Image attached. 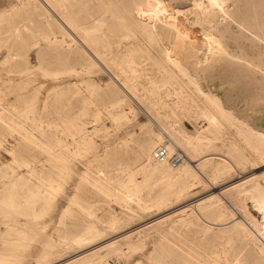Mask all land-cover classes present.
I'll return each instance as SVG.
<instances>
[{
    "label": "rangeland",
    "instance_id": "1",
    "mask_svg": "<svg viewBox=\"0 0 264 264\" xmlns=\"http://www.w3.org/2000/svg\"><path fill=\"white\" fill-rule=\"evenodd\" d=\"M68 1L69 7L81 16L85 23L94 26L99 34L100 48L112 58L115 66H119L128 58H134L142 64L143 79L146 83L140 85L142 93L146 96L145 99L139 100L140 103L143 102L142 105L140 106L136 99L124 96L120 98L123 92L113 81V70L103 68L98 63L90 64L89 59H82V63L71 61L68 56L78 55V51L50 46L43 37L49 33L50 25L39 14L38 8L27 3L28 0H0V110L17 122L28 127L34 126V131L41 139L49 143L57 139L71 141L72 135L77 134L75 131L80 126L87 125L91 128L85 141L69 143L75 164L63 182L70 194L78 192L83 198L92 199L93 207L99 214L108 204L103 197L97 195L89 182L80 178L81 170L88 169L93 174L109 177L116 184L126 183L128 174L137 168L134 156L141 153L144 146L152 147L157 137L166 139L167 135L163 133L166 125L183 124L189 130H194L198 124H207L206 120H195L192 115V112H195L194 102L204 97L197 91V85L200 84L220 97H223L225 91L233 96L229 104L225 103L227 113L221 117L219 128L212 126V137L205 139L203 143L204 152L209 153L212 162L204 167L196 164L198 167L194 170L197 175L187 173L185 178L180 180L181 183L189 184L185 192L179 197L170 193L167 202L160 207L154 202L159 198L160 185L164 180L154 175L152 178L148 177V182L155 178L154 186L147 185L143 190V199L149 206L138 220L122 216L119 229L136 225L161 210L164 212L170 205L175 207L188 203L184 206L185 212L182 214L178 211L180 209H175L167 214L170 217H160L161 223L157 225H148L147 222L128 230L126 233L130 234L131 239L129 244L123 241L122 235L118 237L121 240L119 247L126 244L121 248L123 250L120 254L112 247L102 250L106 252L107 261L111 264H151L152 260L163 264H200L196 259L187 256V248L191 246L203 257H217L226 264L232 259H239L240 264H264V235L259 234L261 238L258 235L250 238L242 228L234 226L237 219L247 225H251L249 219L254 217L258 221H264V213L255 204V197L264 199V175L259 173L264 169V164L255 166L254 163L264 152V139H261L264 138V97L261 96L264 89L259 88L258 83L250 84L244 80L240 85L239 79L218 70H212L208 75L194 74L186 69L185 71L181 55L171 48L169 39L159 35L158 28L154 27L149 31V28L144 29L134 24L131 16H139L140 12L145 10L147 2H143L139 7L137 2L133 3L132 0ZM159 1L156 0V4L163 5ZM24 2L25 4L21 5ZM255 11L257 13L255 12V16L248 23L253 29L258 28L257 30L264 34V30L259 29L264 25V0H259ZM121 14L129 20L125 26L121 23ZM170 34L173 42L181 43L182 40H187V45L192 49L191 53L196 48L190 37L181 35L179 38L173 30ZM193 59L195 58H190V61ZM73 65L81 69H72ZM9 77L15 79L9 82ZM150 79H154L157 84H151ZM48 93H51L50 97L44 102ZM188 94L194 99H190ZM207 102L217 110L211 101ZM144 105H147L145 108L150 112L163 114L169 111L168 115H164L166 121L159 124L151 119L142 107ZM97 115L98 123L94 122ZM0 143V218H6L3 217L5 215L22 219L29 217L27 212L41 209L46 200L43 198L44 201L39 202L40 196L33 181L10 172L6 162L15 154L29 159L48 175L56 174L58 167L53 165L44 151L1 119ZM176 145L174 149H182ZM182 152L184 153V150ZM223 154L230 156L229 159L235 163L229 162L230 165L225 169L217 171L214 162L221 163ZM117 156L122 157L125 164H121ZM196 162L197 160H193V163ZM19 167L24 169V166ZM241 169L244 170L243 174H252L242 178L246 186L244 190L238 191L231 188L230 184L223 186L229 176ZM142 177H145V173ZM207 191L210 192L206 194ZM204 193V197H213L206 198L201 205L191 201ZM65 199V196L58 195V204L50 206L44 214L32 219L33 230H36L32 238H36L35 241L24 243V248L21 246L22 248L17 249V252L28 254L26 257L25 253H19L21 257L18 258L17 264H52L57 258L66 255L67 252L58 254L57 251L56 255L50 257L51 260L44 263L38 262L37 259L41 239L51 237L58 240L61 224L59 209ZM180 213L182 217L178 216ZM64 221L70 225L74 220L72 215H66ZM78 221L80 226H73L80 230L84 221L78 219L76 222ZM252 227L250 228L255 231ZM115 232L111 231L107 237L120 231ZM99 246L87 249L74 257ZM29 251L30 253H27ZM88 256L84 262L92 264L95 258L93 255ZM74 257L68 260H73ZM63 261L58 264H64Z\"/></svg>",
    "mask_w": 264,
    "mask_h": 264
},
{
    "label": "bare ground",
    "instance_id": "2",
    "mask_svg": "<svg viewBox=\"0 0 264 264\" xmlns=\"http://www.w3.org/2000/svg\"><path fill=\"white\" fill-rule=\"evenodd\" d=\"M135 1L139 7H141L143 2H147V6H145L144 11L140 12L139 16L138 14L131 16L134 24L136 23L137 26L144 29L149 28V31H152L154 27L158 28L160 32L159 35L169 39L172 44L171 48L175 49L176 53L181 55L184 70L186 69L188 72L192 71L194 74L198 73L200 75H208V72L211 73L212 70H218L219 72L229 73L232 77L237 78V80L239 79L238 83L240 85L243 84L244 80L250 84L258 83L260 86L259 88L264 89V34H261V32L257 30L258 28L253 29L248 23V21L255 16V12L257 13L255 10L259 5V0H160L163 5L156 4V0H132L133 3ZM25 2L21 5H24ZM27 3L38 8L39 14L42 15L43 19L50 25L49 33L43 36L50 46L66 48L68 51H78V55L68 56L71 61L82 63V59H89L90 64L98 63L102 65L103 68L113 70V72H115V74L113 73V81L117 83L123 92L120 98L124 96L132 98L133 100L136 99L138 103H140L139 100L146 98L140 87V85L146 84L143 79L144 69L142 64L134 58H128L119 66H115L112 62V58L100 48L101 45H99L98 40L99 34L95 31L94 26L85 23L81 16L76 14L74 10L69 7L68 0H28ZM120 20L124 26L129 22L124 14H121ZM259 29L264 30V25H261ZM171 30L177 32L179 38L182 35L183 37H190L191 41L195 42L196 48L192 51L193 54L190 52L192 49H190L189 44L187 45L186 43L187 40H182L181 43L173 42L172 35L170 34ZM190 58L195 59L190 61ZM38 65H40V63H38ZM72 69L78 70L81 69V67L79 68L77 65H73ZM26 72H28V70ZM26 72H23V74H26ZM13 79L15 78H8L9 82ZM149 82L151 84L156 83L154 79H150ZM197 91L204 97L200 98V101L194 102L193 109L195 112L193 111L192 115L195 120H199V118L203 121L206 120L207 124H198L194 127V130H189L183 124L175 126L166 125L165 128H163V133L167 135L166 139H163L161 136L157 137L153 141L152 147L144 146L142 152L134 156L137 168L128 174L126 183L116 184L109 177L93 174L92 171L88 169L79 172L80 178L89 182L97 195L103 197L108 204L101 214L93 207L94 201L92 199L83 198L78 192L70 194L67 186H65L63 182L66 174L68 175L71 173L75 164L74 155L70 152L69 143H76L81 140L85 141L88 138L91 128L89 129L87 125L80 126L77 131H75L77 134L72 135L71 141L69 139L66 141L57 139L49 143L41 139L34 131V126L28 127L24 123L17 122L0 110V119L3 123L13 126L22 136L38 146L41 151H44L53 162V165L58 167L56 174L48 175L43 172L42 168L38 167L29 159L21 158L15 154L6 162L10 167V172L33 181L37 187V193L40 196L39 202H43L44 198L46 204L39 210L27 212L30 214L29 217L27 216L23 219L9 215L3 216L6 218H0V223H2L0 224V262L3 264H17L18 258L21 257L19 253H21V255L25 253L26 255V252H17V249H20L21 246L24 248V243L31 242L30 240L36 238H32L36 233L35 228V232L33 230L32 219L44 214V211H47L46 209L50 206L58 204V195H63L66 198L59 209V220L61 222L58 233L59 237L58 240H56L57 238L45 237L39 241L41 243L38 242L40 244L39 256L37 258L38 262L44 263L45 261L51 260L52 258L50 259V257L59 251L58 254L63 252L67 253L65 256L57 258L56 262L52 264L61 263L63 260L64 264H88L89 262H84L85 259L89 257L88 255H93L95 258V260H92V264H111L107 261L106 252H102V250L112 247L116 253L120 254L121 250H123L121 248L126 244L124 243L121 247L118 246L121 242L118 238L119 236L122 235L123 241L129 244L131 239L130 234L126 233L128 230L130 231V229L137 228L144 223L147 224V222H149L148 225H157L161 223L160 221L163 217H170L168 216L169 211L175 209H180L178 211H181L183 214L185 212L184 206L186 204L188 205V203H181V205L179 204L175 207L170 205L167 208L168 210L164 212L161 210V212L159 211L155 216L146 220L144 219V221L136 225L134 224L133 226H128L129 228L119 229L122 216H130L136 219L141 218L143 211L149 206L143 199V190L147 185L154 186L153 182L155 178L148 182L150 176L152 178L154 175V177L157 176L156 178L164 180V183L160 185L161 190L158 196L159 198L154 202L160 207L167 202L168 196H171L172 193L179 197L185 192L189 184L181 183L180 180H183L187 173L197 175L196 170H194V168L198 167L197 165L204 167L206 164L210 163V161L212 162L208 155L209 153L204 152L205 148L203 143L205 139H210L212 137V126L219 128V124L222 122L221 117L226 116L225 113H227V111H225V105L231 102L230 100L233 96H231L232 94L228 91H225L223 97H220L216 93L206 90L200 84L197 85ZM50 94L51 93L46 94L44 102L49 99ZM188 96L190 99L193 98L190 94H188ZM261 96L264 97V93H262ZM207 100L211 101L217 110H214ZM142 103L141 101L140 106ZM146 106L147 105H144L142 107L147 111L149 114L148 116L159 124L164 122V115L169 114V111H165L163 114L157 111L150 112L145 108ZM94 120V122L98 123L99 116L97 115ZM160 126L162 127V125ZM261 139L264 138L261 137ZM194 141L197 142L194 143ZM160 145L166 146L172 153H181L183 156L182 159L176 163H173L169 159H155L153 150ZM175 145L177 147L179 145L180 149L182 148L184 150V153L182 149V151L178 148L174 149ZM184 154L186 155L185 158ZM117 157L120 160L119 162L123 164L122 157ZM229 158L230 156L223 154V161L221 163L214 162L215 169L220 171L222 168L225 169L230 165L229 162H234ZM193 160H197V162L193 163ZM260 161H264V152L261 153L259 159L255 160V166L264 164V162ZM19 166H24V169H21ZM144 173L146 178L142 177ZM243 173V169L238 170L235 174H232L226 179L227 183L223 186L226 187L230 184L232 185L230 186L231 188H235L238 191L244 190L246 186L243 179L246 176H250L251 173ZM259 173L264 175V169L260 170ZM214 179L215 181L217 180L216 177ZM229 179L232 180L228 182ZM255 182L256 181H254V183ZM208 192L210 191H207L206 194H208ZM204 196L205 193L191 201H194L196 205H201L205 202L206 198L213 197V195L208 197ZM255 204L261 212L264 213V199L255 197ZM182 214L180 213L178 216L180 215L182 217ZM66 215H72V219L74 220L71 222L72 225H67L65 223L64 217ZM78 219L84 221L80 230H77L78 228L73 226H80V221L76 222ZM182 219L183 221L185 220L184 218ZM249 220L251 222V225L248 224L249 226L238 219L234 221V226L236 228H242L246 236L250 238L256 235L259 236V234L264 235V221H258L255 217ZM251 226L254 227L252 228L255 229V231L250 228ZM111 231L120 232H115L116 234L107 237ZM104 237L107 238L103 239ZM26 240L28 241L25 242ZM97 245H100L99 248L92 249L89 252L74 257ZM125 249L126 248H124V251ZM187 249V256L196 259L200 264H226L217 257H212V259L203 257L191 246ZM28 250H30L29 247ZM27 253H30V251ZM72 257H74L73 260H68V258ZM240 262L239 259H232L227 264H240ZM151 264L163 263L152 260Z\"/></svg>",
    "mask_w": 264,
    "mask_h": 264
},
{
    "label": "built area",
    "instance_id": "3",
    "mask_svg": "<svg viewBox=\"0 0 264 264\" xmlns=\"http://www.w3.org/2000/svg\"><path fill=\"white\" fill-rule=\"evenodd\" d=\"M153 156L157 160H171L173 163L179 162L182 159V154L177 152H170L169 149L164 146L160 145L155 147L153 150Z\"/></svg>",
    "mask_w": 264,
    "mask_h": 264
}]
</instances>
